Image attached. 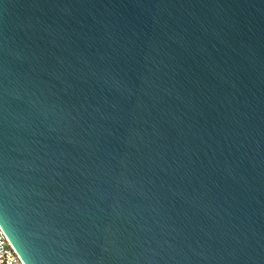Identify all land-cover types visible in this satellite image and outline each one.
<instances>
[{
  "label": "water",
  "instance_id": "1",
  "mask_svg": "<svg viewBox=\"0 0 264 264\" xmlns=\"http://www.w3.org/2000/svg\"><path fill=\"white\" fill-rule=\"evenodd\" d=\"M0 231L21 264H264V0H0Z\"/></svg>",
  "mask_w": 264,
  "mask_h": 264
},
{
  "label": "built area",
  "instance_id": "2",
  "mask_svg": "<svg viewBox=\"0 0 264 264\" xmlns=\"http://www.w3.org/2000/svg\"><path fill=\"white\" fill-rule=\"evenodd\" d=\"M0 264H21L0 231Z\"/></svg>",
  "mask_w": 264,
  "mask_h": 264
}]
</instances>
